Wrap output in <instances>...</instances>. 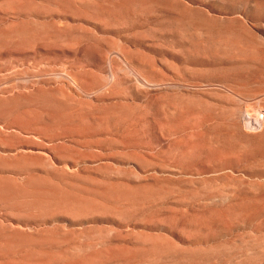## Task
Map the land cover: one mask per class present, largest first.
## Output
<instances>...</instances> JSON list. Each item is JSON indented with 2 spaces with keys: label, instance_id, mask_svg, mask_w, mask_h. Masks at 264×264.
<instances>
[{
  "label": "rangeland",
  "instance_id": "rangeland-1",
  "mask_svg": "<svg viewBox=\"0 0 264 264\" xmlns=\"http://www.w3.org/2000/svg\"><path fill=\"white\" fill-rule=\"evenodd\" d=\"M261 114L264 0H0V264H264Z\"/></svg>",
  "mask_w": 264,
  "mask_h": 264
},
{
  "label": "bare ground",
  "instance_id": "bare-ground-1",
  "mask_svg": "<svg viewBox=\"0 0 264 264\" xmlns=\"http://www.w3.org/2000/svg\"><path fill=\"white\" fill-rule=\"evenodd\" d=\"M252 113V112H251ZM248 114V113H247ZM258 116V115H257ZM260 116V115H259ZM248 122L250 123V122H253V120H254V117L253 116H251L250 114H248ZM255 120H256V122H260V120L256 117L255 118Z\"/></svg>",
  "mask_w": 264,
  "mask_h": 264
},
{
  "label": "built area",
  "instance_id": "built-area-1",
  "mask_svg": "<svg viewBox=\"0 0 264 264\" xmlns=\"http://www.w3.org/2000/svg\"><path fill=\"white\" fill-rule=\"evenodd\" d=\"M260 121L264 118V114H261L260 116L257 117Z\"/></svg>",
  "mask_w": 264,
  "mask_h": 264
}]
</instances>
